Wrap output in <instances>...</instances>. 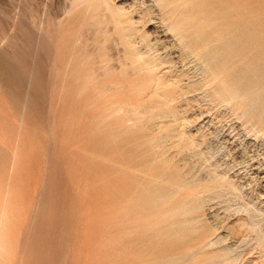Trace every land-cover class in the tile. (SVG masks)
<instances>
[{
    "label": "rangeland",
    "instance_id": "obj_1",
    "mask_svg": "<svg viewBox=\"0 0 264 264\" xmlns=\"http://www.w3.org/2000/svg\"><path fill=\"white\" fill-rule=\"evenodd\" d=\"M0 211V264H264V0H0Z\"/></svg>",
    "mask_w": 264,
    "mask_h": 264
},
{
    "label": "bare ground",
    "instance_id": "obj_2",
    "mask_svg": "<svg viewBox=\"0 0 264 264\" xmlns=\"http://www.w3.org/2000/svg\"><path fill=\"white\" fill-rule=\"evenodd\" d=\"M28 5V4H27ZM115 6V5H114ZM30 11V10H29ZM23 13V12H22ZM45 13V12H44ZM15 16V15H14ZM44 16V15H43ZM118 19V18H117ZM46 24V23H45ZM44 23H42L41 22V25L39 26V31H37L36 30V28H33V29H35L36 30V32H38V33H40V32H43L44 31V29H45V27H47L46 25H45ZM18 24H14V26H13V30L15 29V30H17L18 29V26H17ZM38 25V24H37ZM36 25V26H37ZM16 26H17V28H16ZM34 26H35V23H34ZM38 29V28H37ZM160 29V28H159ZM14 30V31H15ZM19 30V29H18ZM46 30V29H45ZM95 31V30H94ZM93 31V32H94ZM16 32V31H15ZM160 32H162V31H160ZM18 33V32H17ZM31 33V32H30ZM33 33V32H32ZM46 34V33H45ZM18 35H19V33H18ZM39 35V34H38ZM32 36V35H31ZM49 36V35H48ZM2 37V36H1ZM39 38H41V35H40V37ZM170 38V37H169ZM38 40H40V39H38ZM76 41V43H77V45H79V44H82L83 43V41L81 40V39H77V40H75ZM144 41V40H143ZM167 41V40H166ZM173 42V41H172ZM34 44H35V42H33ZM6 45L7 44V40H4L3 39V45ZM39 44H40V42H39ZM39 44H38V42H37V44H36V46H39ZM130 44H131V48H132V52L133 53H135L136 54V59H137V61H139L140 63H142V65H143V68L144 67H148L147 65V62H146V60L144 59V57H143V52H142V50H139L137 47H135V45L133 44V42L131 41L130 42ZM31 45V44H30ZM171 45V44H170ZM130 46V45H129ZM27 49V48H26ZM37 50V49H36ZM64 50L65 49H62V51H61V54L63 55L64 54ZM100 50V49H99ZM104 52V51H103ZM34 54V53H33ZM153 54V53H152ZM34 56V55H33ZM154 58V57H153ZM33 60V59H32ZM72 61H73V59H70L69 60V64L67 65V70H69L70 68H71V66H72ZM191 62V61H190ZM103 66V65H102ZM99 67V66H98ZM91 68V67H90ZM100 68H102V69H100V73H101V70H103V71H105V72H107V71H110L111 70V67H110V65H108V64H105V66H103V67H101L100 66ZM147 69V68H146ZM146 69H145V71H146ZM67 70H66V73H67ZM95 70V69H94ZM93 70V71H94ZM102 71V72H103ZM147 72V71H146ZM32 73H33V71H32ZM96 74V73H95ZM96 76V75H95ZM98 76V75H97ZM97 76L95 77L96 79H98L97 78ZM103 76V75H102ZM106 76H108V75H106ZM66 74H65V71L63 70V69H60V72H59V93L60 94H63V93H65V91H66V88H67V82H66ZM93 77H94V75H93ZM100 77V76H99ZM104 78V77H103ZM101 79V78H100ZM30 84V83H29ZM106 86V85H105ZM95 88V87H94ZM116 88H118V87H116ZM119 88H121V87H119ZM118 88V89H119ZM103 90H101V89H98V91L99 90H101V92H99L100 93V95H101V93H102V91L103 92H107V93H110L109 91L110 90H112L113 88H110V87H107L106 86V88H102ZM96 90V89H95ZM122 91V90H121ZM106 95V94H105ZM28 96V95H27ZM111 99V98H110ZM120 104V103H119ZM113 106V105H112ZM118 110L119 111H123V112H125L124 110V107L122 106V104H120V106L118 107ZM128 110V109H127ZM119 113V112H118ZM120 114V113H119ZM127 115V114H126ZM21 129V128H20ZM3 145H4V143H3ZM6 147H7V145H6ZM15 157V156H14ZM14 162V161H13ZM12 167V166H11ZM12 170V169H11ZM7 192V191H6ZM7 194V193H6ZM6 197V196H5ZM5 204V203H4ZM1 209H3V208H1ZM5 211V210H4ZM4 211L1 213V215H0V251H2V250H4V247H3V244H2V229H1V227H2V225H3V221H4ZM1 212V211H0Z\"/></svg>",
    "mask_w": 264,
    "mask_h": 264
}]
</instances>
